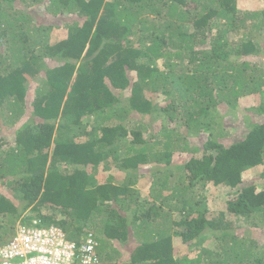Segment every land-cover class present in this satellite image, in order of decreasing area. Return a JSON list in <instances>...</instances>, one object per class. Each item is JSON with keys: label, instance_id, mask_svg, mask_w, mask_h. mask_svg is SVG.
<instances>
[{"label": "trees", "instance_id": "16d2710c", "mask_svg": "<svg viewBox=\"0 0 264 264\" xmlns=\"http://www.w3.org/2000/svg\"><path fill=\"white\" fill-rule=\"evenodd\" d=\"M16 1L0 0V131L2 122L11 128L0 140V181L9 178L5 189L15 196L12 203L0 193V245L14 232L11 218L31 207L42 226L70 241L90 235L99 264H264V243L235 231L236 223L264 228V183L243 179L264 167V11H239L240 0H48L44 12L57 22L44 26L32 6L42 0H18L19 11ZM55 28L65 35L51 43ZM126 89L125 108L114 91ZM240 98L252 99L242 118L247 132L230 143L223 118L210 111L234 112ZM121 110L160 122V139L152 145L141 129L114 120ZM202 132L200 145L189 144V134ZM156 145L169 173L153 172L147 201L138 168ZM175 148L189 157L170 166ZM110 164L121 181L98 174ZM174 172L181 173L169 186ZM207 187L228 191L225 211L212 217ZM42 207L63 217L40 215ZM177 244L196 256L177 257Z\"/></svg>", "mask_w": 264, "mask_h": 264}, {"label": "rangeland", "instance_id": "374dc122", "mask_svg": "<svg viewBox=\"0 0 264 264\" xmlns=\"http://www.w3.org/2000/svg\"><path fill=\"white\" fill-rule=\"evenodd\" d=\"M43 2L41 4L43 5H37L34 6L32 5L34 8V13L36 15V22L39 25H48L51 23H56V19H51V17L48 15V13L44 12V4L48 2V0H42ZM27 5V4H25ZM15 9L19 10H24V4L21 3L20 1H16V3L14 4ZM31 6V8H32ZM238 10L242 11V12H259V11H264V0H240L238 5ZM30 8V9H31ZM29 9V11H30ZM42 12V13H41ZM44 12V13H43ZM61 22V20H59V23ZM252 23L251 21L247 22V31L246 34L250 33V25ZM232 34V35H231ZM65 35V31L64 28H55L53 29L51 36H50V40L51 43L56 42L57 40H60L62 37H64ZM231 35V39L233 41H235L237 38L239 39V35H237L236 33H230ZM263 38L261 37L260 40H262ZM263 41V40H262ZM247 60L257 63L258 61L263 62V60L259 59L258 57H254V56H249L247 58ZM39 78V77H38ZM38 78L35 82L30 84V88H29V92L27 94L28 97V101H31L34 98V92L36 90V87L38 86ZM129 80L130 82L134 83L137 81L135 73L129 75ZM114 93L117 96H120V100H121V105L124 106L126 108L127 104H128V98L130 96V93L128 91V89H126L125 91H114ZM145 97H149V93L148 92H144ZM158 104H165L166 99L164 98L162 100V98H158L155 97L154 98ZM250 101H252V99H246V98H240L237 101L238 107L234 112H227V106H223L221 105L218 109L216 110H211L210 113L211 115H216V119H220V117L223 118V126L226 127L224 131H222L224 137H226V141H229L230 143L232 142V140H239L243 137V135L247 132V128H246V123L243 122L242 118L243 116L247 115V111H248V107L250 106ZM125 111V110H124ZM123 110H121V114L122 117H118V119H116L115 117L114 120H117V122H122L125 126H127L128 129H141L143 132V136L145 139H150L151 144L153 145L155 143V139H160L158 132H159V124L160 122H156L154 123L151 116H141L139 114H137L135 111H129L128 113ZM227 113V114H226ZM221 114V115H220ZM226 114V115H224ZM224 115V116H223ZM218 119V120H219ZM214 120V121H215ZM216 120V121H218ZM113 123H115V121H112ZM181 121H179L178 125L181 124ZM208 122V121H207ZM142 125V126H141ZM92 127V125H89L87 127V131ZM179 131L182 132V134H186V130L185 128H183V126H179ZM9 129H5L4 132L2 133V136L4 138L7 137V131ZM74 134H79V130L78 129H73ZM192 132V130L190 131ZM192 135H188V142L189 144H191L192 146H196V145H200L201 141L205 140V134L202 132L199 135H194V137H191ZM73 138V137H72ZM86 138H73V140L78 141V142H83ZM165 150L163 148V145H160V148L158 147V145L151 147L150 148V156L148 159V162L146 164H140L138 171H139V175H140V180L137 186V190L139 192V195L142 199L145 200H150L151 197H149V195H153V183L154 181H156V176L153 175V172H157V171H161L162 173L168 174V167L166 165H164V161L162 160V155L164 154ZM176 152V154H174ZM173 162L170 164L171 165H182L183 162H185V160H187L188 153H184L180 150V148H175L173 150ZM152 156H156L154 160L151 159ZM160 156L161 161L156 160V158ZM110 168L107 171L103 172V169L101 167V172L100 170L98 171V174H101V176L103 175H112L114 177H116V179H120V181L125 177L124 173L121 171H117L113 164H110ZM159 169V170H158ZM264 170V167L259 166L257 168H253L252 170H248L245 173H243V179H244V183L249 184V183H259L257 186H261L260 184L264 183V179L261 178V174L262 171ZM120 173V174H119ZM152 173V174H151ZM181 172H174V176H171L170 178V185L169 186H173L172 184L174 182H176L177 177L180 175ZM176 174V176H175ZM105 178V177H104ZM9 179V178H7ZM6 179V180H7ZM3 182L0 181V193L3 194L4 196H6L7 198L10 199V201L13 203L14 202V198L15 196L12 195L13 192L8 191L5 189V181ZM261 188V187H259ZM152 192V193H151ZM225 189L221 188V187H207L206 189V199H207V205L206 207L208 208V211L210 212V216L212 217L213 215H217L219 212L221 211H225V201L228 199V195ZM140 198V199H141ZM176 203V200H171L168 201L167 204L168 205H174ZM22 205L21 201H17L15 202V206H17L18 208ZM165 207V206H164ZM168 214L172 215L173 218L175 217L174 212H171L172 210H169L168 208H166L165 210ZM40 215H52V214H56V215H61L59 212L52 210V208L49 207H42L40 209V212L38 213ZM35 216H37L36 212H32L31 207L27 208L25 211H23L20 214V217L18 219H13L11 218L12 223H14V227L16 228V226L18 225L19 222H21L23 219L27 218V217H32L35 218ZM63 217L58 216V218ZM241 224H237L236 223V232L238 235H245L247 237V235L249 234L251 239L255 240L259 245L264 243V228L261 230H257V229H252L248 226L245 225H241ZM14 228V229H15ZM14 231V230H13ZM131 241L136 240V238L132 237L131 235ZM208 241H206L204 243V245H208L207 243ZM178 247L177 249V253L176 256L181 257V256H188L189 258H194L195 255V248L194 247H188V246H179L174 245V247ZM124 248V247H123ZM125 249V248H124ZM129 249V247H126V250Z\"/></svg>", "mask_w": 264, "mask_h": 264}, {"label": "built area", "instance_id": "2783aa9c", "mask_svg": "<svg viewBox=\"0 0 264 264\" xmlns=\"http://www.w3.org/2000/svg\"><path fill=\"white\" fill-rule=\"evenodd\" d=\"M70 241L53 226L39 219L19 223L7 244L0 245V264H99L97 243L88 235L83 243Z\"/></svg>", "mask_w": 264, "mask_h": 264}, {"label": "crops", "instance_id": "0c3cea01", "mask_svg": "<svg viewBox=\"0 0 264 264\" xmlns=\"http://www.w3.org/2000/svg\"><path fill=\"white\" fill-rule=\"evenodd\" d=\"M3 124L1 125V131H0V140H6V138H4L3 136H2V133L4 132V130L5 129H11L10 127H9V125H7L5 122H2ZM8 133H9V130L7 131V136H8Z\"/></svg>", "mask_w": 264, "mask_h": 264}, {"label": "clouds", "instance_id": "9594fccd", "mask_svg": "<svg viewBox=\"0 0 264 264\" xmlns=\"http://www.w3.org/2000/svg\"><path fill=\"white\" fill-rule=\"evenodd\" d=\"M27 218H29V217H27ZM34 219H38V218H33V220H34ZM19 223H21V224H29V223H31V222H29V223H23V222L21 221V222H19ZM19 223H18V224H19ZM13 233H14V232H13Z\"/></svg>", "mask_w": 264, "mask_h": 264}]
</instances>
